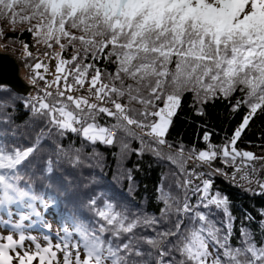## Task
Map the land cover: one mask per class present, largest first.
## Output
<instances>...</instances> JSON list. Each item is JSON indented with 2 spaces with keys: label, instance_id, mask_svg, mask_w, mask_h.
Wrapping results in <instances>:
<instances>
[{
  "label": "snow or ice",
  "instance_id": "1",
  "mask_svg": "<svg viewBox=\"0 0 264 264\" xmlns=\"http://www.w3.org/2000/svg\"><path fill=\"white\" fill-rule=\"evenodd\" d=\"M0 18L9 20L13 31L17 21L26 23L37 44L61 50L44 53L56 60L53 81L40 73L49 71L47 65L38 60L30 66L29 83L40 80L43 89L24 101L28 121L14 127L10 138L0 132V264H61L58 253L62 264H264V210L261 240L242 221L234 247L229 199L212 191V176L228 173L203 170L219 158L234 168V179L240 172L251 185L256 168L250 162L264 164V155L236 147L258 110L264 113V0H0ZM29 47L23 44L26 56H31ZM67 47L74 50L70 60L61 55ZM237 91L241 95L233 103ZM189 92L192 107L200 105L197 114L221 99L233 113L246 109L225 143L212 144L208 131L203 149L169 143L167 133ZM3 122L12 123L11 117ZM69 134L80 139L79 147L55 139ZM24 139L30 141L27 146ZM47 140L54 147H46ZM133 141L140 148L133 149ZM97 144L119 145L121 159L150 152L175 165L178 172L170 174L182 196L162 183L159 215L133 211L104 191L84 192L79 204L70 201L74 178L65 171L57 181L54 174L62 163L77 169L88 146L98 156ZM189 163L194 166L188 168ZM132 171L122 173L129 191L135 183ZM94 182L89 177L84 187ZM258 186L264 194V182ZM62 203L71 206L62 210L56 243L45 234L41 244L30 233L37 225L50 232L43 216ZM221 210L218 226L212 217ZM245 220L251 224L254 218L246 214Z\"/></svg>",
  "mask_w": 264,
  "mask_h": 264
},
{
  "label": "trees",
  "instance_id": "2",
  "mask_svg": "<svg viewBox=\"0 0 264 264\" xmlns=\"http://www.w3.org/2000/svg\"><path fill=\"white\" fill-rule=\"evenodd\" d=\"M12 27L9 20L0 18V29L3 30L2 35H0V51L9 55H16L23 70H28L32 73L30 66L35 62L40 59H51L44 55L46 51L50 53L61 51L58 45H53L51 49H48L43 43L37 44L34 37L26 30L28 27L26 23L21 24L17 21L15 31L12 30ZM24 43L30 46L29 51L31 52V56H26L23 48ZM73 51L72 47H67L61 55L64 59L70 60ZM96 63L101 69L105 67L103 61L98 60ZM108 70L114 72L115 66L108 65ZM60 86L61 88L63 87V81L60 82ZM55 87L56 85H52L50 91H55ZM32 91L35 96L38 90L33 88ZM240 95L239 91L234 94L233 103L235 102V98ZM27 97L19 96L11 89L0 86V132L6 131L9 138L14 127H22L29 119L30 109L24 106V101ZM192 104V94L190 92L186 93L167 133V140L176 147L182 143L186 149L193 147L196 149L205 148L207 143L203 140L205 131L211 134L210 142L212 144L220 145L225 143L227 139H230L242 115L246 112V109L242 107L238 112L233 113L228 101L222 99L215 102L210 101L203 105L202 114H197L196 111L197 108H200V105H196L194 108ZM9 116L12 123L5 124L3 121ZM53 135L55 136V134ZM55 139L65 147H68L70 144L79 147L81 144L80 139L72 134H69L63 140H60L59 137H55ZM22 143L27 146L30 141L24 139ZM49 145L54 147L52 140L45 142L46 147ZM131 147L133 149L140 148V144L138 141H133ZM176 147L171 149V151H175ZM236 147L242 151H251L256 156L264 155V113H260L258 110L257 114L250 120L249 125L242 132ZM164 151L168 152L170 150L165 147ZM95 152L99 153V155H93V149L91 146H88L86 154L83 157V163L77 169L73 170L67 163H62L54 174L53 178L57 181L64 179L63 173L65 171L70 172L71 177L74 178L73 187L69 189L68 199L70 201L79 204L83 199L84 192L104 191L116 200L134 206L133 211L139 208L141 211L147 210L148 213L159 215L163 203L157 200V189L162 183L165 189L169 185H172V191L182 196V190L174 187L175 178L170 174L171 172H178V169L170 162L157 159L150 152H145L143 156L132 152L127 158L121 159L119 145L113 147L97 144ZM128 169L133 170L132 174L135 177L132 191H129L128 182L122 175ZM162 176H166L167 180L162 182ZM89 177H95V182L85 188L84 184L87 183V178ZM212 191H219L229 199L230 211L235 217L234 231L231 237L233 246H238V241L241 238L239 230L242 221L246 227H250L253 230L255 239L259 242L261 240L259 221L261 219V210H264V194H250L217 178L213 180ZM61 199L63 201L64 197H61ZM192 202L195 203V198H193ZM70 206V204L66 206L62 203L60 209L52 208L48 210L43 219L51 224V228L53 226L60 228L62 210ZM213 211L216 212L215 209ZM246 214L254 218L251 224L245 220ZM212 218L218 222V226H222L219 224L224 219L222 210L217 212ZM36 227L38 230L35 231L45 232L53 236L56 235L52 230L48 232L42 225H37ZM140 231L148 235L152 234L150 229H141Z\"/></svg>",
  "mask_w": 264,
  "mask_h": 264
},
{
  "label": "built area",
  "instance_id": "3",
  "mask_svg": "<svg viewBox=\"0 0 264 264\" xmlns=\"http://www.w3.org/2000/svg\"><path fill=\"white\" fill-rule=\"evenodd\" d=\"M237 163H239V161H237ZM251 164H254L256 168V174L252 177L251 185H249L247 180L240 179V176L242 175V173L240 172H235V179H234L233 173L235 170L231 165L225 166L221 162L213 161L211 168H209L208 165H204L203 170L207 172V171H214L215 168H221L224 171H226L228 174L227 175H224L222 173L214 174L212 176V179L217 177L219 179L226 180L234 184L240 189L247 190L250 193L261 194V190L259 189L258 182H264V164H261L259 161H255ZM193 166L194 165L191 163L187 165L188 168H192ZM200 170L201 169L197 168V171H200ZM247 171L251 172L252 171L251 167H249ZM197 183H199V181H197ZM249 187L252 189L251 191L248 190Z\"/></svg>",
  "mask_w": 264,
  "mask_h": 264
},
{
  "label": "rangeland",
  "instance_id": "4",
  "mask_svg": "<svg viewBox=\"0 0 264 264\" xmlns=\"http://www.w3.org/2000/svg\"><path fill=\"white\" fill-rule=\"evenodd\" d=\"M0 54H6V53H2V52L0 51ZM7 55H9V54H7ZM9 56H10V58H12V59L15 61V63L18 65V68H19V69H18V77H19V79H20L22 82H24V84H26V85L30 88V90H29V92H27L26 96H28V95L34 96V93H33V91H32L33 88H32V86H30L31 84L29 83V78H30V76L28 75L27 70H23V69L21 68L20 61H19V59H18V57H17L16 55H9ZM39 61L42 62L44 65H47L48 68H49V71H47V72H45L43 68L40 69V73H41L42 75H44V76L46 77L47 80H49V81H53V80L55 79V75H56V72H55V64H56V60H55V58H51V59H40ZM35 63H36V62H35ZM35 63H34V64H35ZM34 64H33V65H34ZM37 81H38V80H37ZM53 85H55V84H53ZM34 89L39 90L38 88H34ZM40 89H43V88H40ZM51 230L56 234L55 236L50 235L52 243L55 244V243H56V238H57V232L60 230V228H59L58 226H53V227L51 228ZM3 231H4L3 227L0 226V232H3ZM5 234H6V233H5ZM30 234H31V235H35V236H37V237L40 239L41 244H43V243H44L43 236H44L45 234H48V233L41 232V231H35V230H34V231H32ZM48 235H49V234H48ZM58 259L61 261V264H62V261H63V254H62V253H58Z\"/></svg>",
  "mask_w": 264,
  "mask_h": 264
},
{
  "label": "water",
  "instance_id": "5",
  "mask_svg": "<svg viewBox=\"0 0 264 264\" xmlns=\"http://www.w3.org/2000/svg\"><path fill=\"white\" fill-rule=\"evenodd\" d=\"M18 65L7 54H0V86L7 87L17 95L27 97L30 88L18 77Z\"/></svg>",
  "mask_w": 264,
  "mask_h": 264
}]
</instances>
